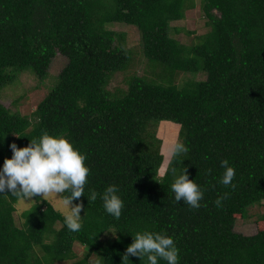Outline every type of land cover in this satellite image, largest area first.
Listing matches in <instances>:
<instances>
[{"label":"trees","instance_id":"trees-1","mask_svg":"<svg viewBox=\"0 0 264 264\" xmlns=\"http://www.w3.org/2000/svg\"><path fill=\"white\" fill-rule=\"evenodd\" d=\"M196 6V0H0V94L22 74L44 84L55 58L68 60L31 117L0 104V168L12 156L11 143L25 147L48 133L64 134L91 169L85 195L72 202H82L86 214L78 232L41 196L20 227L21 199L0 194V264H88L92 255L94 264H147L123 259L143 231L174 237L179 264H264V229L252 236L235 230L239 218L264 204V0H201L210 31L186 45L174 24ZM117 25L139 32L151 77L132 74L126 88L111 91L112 79L131 71L137 54ZM181 73L192 78L178 84ZM200 74L204 80L195 79ZM164 125L177 135L159 134ZM176 136L188 151L168 158ZM224 159L235 167V187L219 182ZM173 168L177 175L187 169L204 190L199 208L175 201ZM110 184L124 200L119 219L100 198ZM92 191L95 201L87 198ZM76 245L86 250L83 260L76 261Z\"/></svg>","mask_w":264,"mask_h":264},{"label":"clouds","instance_id":"clouds-1","mask_svg":"<svg viewBox=\"0 0 264 264\" xmlns=\"http://www.w3.org/2000/svg\"><path fill=\"white\" fill-rule=\"evenodd\" d=\"M9 147L12 156L5 158L0 168V194L11 193L17 199L23 200L41 195L43 198L50 194L57 197V194H61L59 198H62L63 206L68 209L64 213L67 228L72 232L80 231L83 217L86 215L80 214L84 205L81 202L73 206L72 202L85 195V186L91 171L85 163L87 156L64 134L44 133L38 140H31L28 146L18 147L13 142ZM187 151L188 148L181 141H177L172 147L175 156ZM221 167L224 172L219 182L235 187V167L230 165L227 159L221 161ZM171 172L174 176L171 190L175 194V201H183L192 208H199L204 197L202 187L195 180L189 179L187 169L178 175L175 168L171 169ZM65 192L68 193L67 196L62 195ZM227 197L228 193H224L215 200V204L221 206ZM87 198L89 201H95L97 193L92 191ZM100 198L104 210L119 219L125 204L119 195L118 186L108 185ZM179 252L174 237L162 232L143 231L136 233L134 241L126 248L123 259L136 256L141 260L146 258L147 264H158L161 259L167 264H179Z\"/></svg>","mask_w":264,"mask_h":264},{"label":"rangeland","instance_id":"rangeland-1","mask_svg":"<svg viewBox=\"0 0 264 264\" xmlns=\"http://www.w3.org/2000/svg\"><path fill=\"white\" fill-rule=\"evenodd\" d=\"M200 1L196 0V8L192 11H189L186 15V19L174 24V26L178 27L181 31L179 32L177 39L186 45H191L192 43L196 42V38L205 36L209 33L210 29L207 26L208 20L202 15L200 11ZM114 30L118 32H124L128 35L127 41L128 46L134 50L136 54V63L133 66L132 70L125 74H118L116 75L109 86L111 91L115 90L116 88H126V80L132 74H138L139 76L148 75L151 77V68L148 65L147 60L144 58L142 54V47H141V36L139 32L132 27L117 25L114 26ZM68 60L58 55L55 60L53 61L50 69V74L48 79L45 81L44 84L40 83L37 78L32 74H22L20 75L17 80L6 87L0 94V104H3L7 108L11 109L13 112H20L22 115L31 117L33 113L36 111L37 106L39 103L46 97L50 88L54 86L57 82V76L61 72V70L65 67ZM155 78H157L155 76ZM191 75L181 73L178 76L177 83L181 84L189 79H191ZM205 76L200 74L195 77L198 80H204ZM52 89V88H51ZM165 127H161L159 134L163 131V129H169V134L176 135L178 130L173 127V125H164ZM178 136L175 137L174 143L177 142ZM159 138L163 140V151L166 149L165 147V140L159 135ZM174 144H170L168 149L167 157H171L172 155V147ZM165 154V153H164ZM166 168V167H165ZM164 168V170H165ZM61 194H50L47 197H43L51 202L55 209L61 212L63 215L68 210L62 204V198H59ZM42 197V195H41ZM34 197L29 200L21 199L19 203L16 205V213L15 219L16 224L18 226L23 225V218L22 214L24 211L28 210L35 202ZM74 206V205H73ZM264 215V204L257 205L252 207L249 210V215L247 219L239 218L235 227L236 232L241 233L246 236H252L256 234L259 230L264 229V223H261L259 220ZM58 228H61V224L57 225ZM115 237V235L109 234L104 237V241L111 240ZM75 252L77 254V260H83L86 256V250L80 246H75ZM97 256L92 255L88 260V264H94L96 261ZM64 263V264H71Z\"/></svg>","mask_w":264,"mask_h":264}]
</instances>
